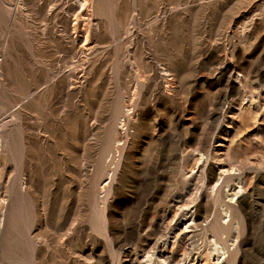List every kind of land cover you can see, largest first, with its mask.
I'll list each match as a JSON object with an SVG mask.
<instances>
[{
	"label": "rangeland",
	"instance_id": "rangeland-1",
	"mask_svg": "<svg viewBox=\"0 0 264 264\" xmlns=\"http://www.w3.org/2000/svg\"><path fill=\"white\" fill-rule=\"evenodd\" d=\"M0 264H264V0H0Z\"/></svg>",
	"mask_w": 264,
	"mask_h": 264
},
{
	"label": "bare ground",
	"instance_id": "bare-ground-1",
	"mask_svg": "<svg viewBox=\"0 0 264 264\" xmlns=\"http://www.w3.org/2000/svg\"><path fill=\"white\" fill-rule=\"evenodd\" d=\"M105 186L103 185V187H105ZM241 188L235 189L234 192L232 193V195L228 194V197L231 199V201H235V199L240 195V193L242 192V189ZM225 218H227V215L223 219H225ZM221 225H222V223H221ZM215 251H216V253H218V258L219 259H223L224 257H226V252L227 251H226V249L223 246L220 247V248L217 247L215 249Z\"/></svg>",
	"mask_w": 264,
	"mask_h": 264
}]
</instances>
